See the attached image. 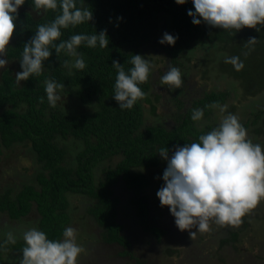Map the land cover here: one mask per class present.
<instances>
[{
  "label": "trees",
  "instance_id": "16d2710c",
  "mask_svg": "<svg viewBox=\"0 0 264 264\" xmlns=\"http://www.w3.org/2000/svg\"><path fill=\"white\" fill-rule=\"evenodd\" d=\"M76 3L92 12V19L61 28V36L54 43L73 34L90 35L101 30H106L109 40L105 47L99 44L89 47L84 42L78 46L77 51L85 61L83 69L72 67L75 57L65 50L56 53L50 45L52 54L43 61L40 73L17 81L10 67L0 71V156L13 144L26 142L33 151L31 158L39 166L32 180L24 179L18 190L10 185L0 186V213L20 219L31 209L36 210L37 228L49 239H62L63 229L70 222L67 194L86 195L96 200L87 212L102 229L103 238L126 247L128 240L119 218L121 199L114 192V186L124 181L126 206L134 211L147 231L160 237L162 230L148 223L149 177L140 166L155 167L163 159L158 153L160 148L174 150L176 145L191 143L210 131L213 123L204 120H209L217 103L227 104V98L236 91L245 96L264 94V25H257L259 31L247 26L225 30L207 25L202 18L199 25H194L187 14V10H194L191 0L184 4H177L175 0H76ZM59 14V4L55 10L37 9L32 0H25L18 8L16 26L4 52L6 61L19 63L23 44L34 35L37 25L49 23ZM164 32L178 35L173 45L158 42ZM249 37L257 40L247 42ZM154 39L165 63L159 69L150 66L148 79L139 83L145 96L138 98L131 109H120L112 98L116 78L112 61H118L127 71L131 56L143 55L146 45ZM208 49L214 56L206 55ZM232 55L243 61L241 69L225 63V58ZM191 56L194 62L201 61V66L210 63L208 72L212 71L216 84L202 95L192 97L190 105L182 106L178 100L173 127L147 123L144 104L148 112H155L156 97L155 102L152 97L158 96L156 86H174L161 84L158 79L169 65L178 67L181 79H186L190 75ZM18 69L21 70L20 66ZM46 79L65 85L57 90L60 99L54 106L46 98ZM219 86L221 89H216ZM194 108L204 110L198 121L190 118ZM239 122L253 143L264 145V96ZM68 139L74 144L73 154L72 147H67ZM60 142L63 143L60 145ZM68 156L71 157L68 159ZM112 157L117 158L116 162L102 168L103 177L96 180L95 168ZM238 230H228L231 232L226 242H234ZM23 246L24 241L19 239L3 244L0 264H4L2 257L8 250L22 257Z\"/></svg>",
  "mask_w": 264,
  "mask_h": 264
},
{
  "label": "clouds",
  "instance_id": "9594fccd",
  "mask_svg": "<svg viewBox=\"0 0 264 264\" xmlns=\"http://www.w3.org/2000/svg\"><path fill=\"white\" fill-rule=\"evenodd\" d=\"M24 2L0 0V67L7 63L4 52L16 26L14 21L18 8ZM175 2L184 4L186 0ZM191 2L194 10H187V14L194 25H199L203 20L207 25L225 30H240L247 26L257 31L260 30L257 25H264V0ZM32 3L37 9L53 10L59 4L60 14L49 23L37 25L34 35L23 44L19 60L21 70L16 72L17 81L26 80L30 74L42 71L43 61L52 54L50 45L56 53L65 50L68 55L75 57L72 67L76 69L85 67L83 54L77 51L82 42L89 47L108 45L106 30L90 35L73 34L66 40L54 43L61 36V28L90 21L93 13L83 4L78 7L76 0H32ZM176 39L178 35L164 32L158 42L173 45ZM255 40L256 37H249L247 42ZM225 63L232 64L237 70L243 67V61L236 55L226 57ZM130 64L131 67L126 71L118 61H112L116 69L112 98L120 109H131L138 98L145 96L138 85L148 79L150 62L141 54H133ZM160 80L164 84L179 87L182 83L180 69L169 65ZM64 86L55 79L45 80L49 105L54 106L60 99L57 90ZM216 106L222 113L227 108L218 103ZM203 114L202 108H194L190 118L198 121ZM158 153L166 160V167L162 173L163 184L156 196L161 206L168 207L180 230L195 226L198 231H207L210 218L221 225L239 224L240 218L264 197V145L253 143L248 138L247 130L234 113L226 112L218 125L199 135L198 140L176 145L174 150L162 147ZM194 235L195 232H189L190 237ZM22 238L24 246L19 264H77L82 252L81 245L76 241V229L71 226L63 229L62 239H49L44 231L36 227L24 231ZM15 239L9 231L6 240L0 242V247L5 243H15Z\"/></svg>",
  "mask_w": 264,
  "mask_h": 264
},
{
  "label": "rangeland",
  "instance_id": "374dc122",
  "mask_svg": "<svg viewBox=\"0 0 264 264\" xmlns=\"http://www.w3.org/2000/svg\"><path fill=\"white\" fill-rule=\"evenodd\" d=\"M158 51L156 39L144 49L143 55L150 62L152 69H159L165 63ZM205 53L209 57L213 55L211 49ZM194 60L195 58L191 56L190 75L182 80L179 86L181 88L175 85L156 86L155 94L158 96L152 97L154 102L156 97L155 112H148L147 104H144V117L147 123H163L164 126L173 127L174 115L178 112L175 104L178 100H181L182 106L190 105L193 101L192 97L200 96L203 91L214 87L216 82L212 71L208 72L210 63L201 66V61L194 62ZM193 64L195 67H192ZM5 66L10 67L14 74L20 71L18 69L20 64L16 60L8 61L0 67V71ZM203 70L206 71L205 74ZM158 81L162 84L160 79ZM179 90L181 92L178 93ZM263 96V93L257 96H245L241 91H236L227 98L229 101L227 104H220L227 106L225 112L222 113L219 107H213L209 120L206 118L204 122L213 123V127L217 126L223 115L231 111V107H233L231 113L238 118H246L251 106L257 102L260 103ZM248 135L251 136V133L249 132ZM66 142L67 147H72L70 152L73 154L75 150L72 140L68 139ZM62 143L60 142V145ZM12 146L4 150L0 156V173H3V177H0V186L10 185L18 190V187L20 188L25 182L24 179L32 180L39 166L31 158L33 151L28 143L20 142ZM70 157L68 156V159ZM116 160V157H112L101 161L95 168L96 180L103 177L102 168L114 164ZM165 167L164 159H160L155 167H142V171H146L149 177L146 189L147 203L150 207L148 223L162 230L160 237L147 231L146 226L141 223L134 211L126 206L124 181L120 180L116 185L121 199L119 218L123 222V233L128 240L126 247L103 238L102 229L87 212L92 207L90 205L96 202L95 199L86 195L67 194L70 213L68 226L76 229V241L82 247L77 264H264V197L260 198L256 208L254 206L241 217L239 224L221 225L210 218L207 231H198L195 226L180 230L175 225L174 217L170 214L168 207L161 206L156 196L157 190L163 184L162 173ZM38 215L33 209L20 219H12L5 213H0V241L6 238V233L9 231L13 233L15 240H23L24 231L31 227L37 228ZM236 229L238 233L234 242H226L230 232ZM189 232H195V235L190 237ZM12 252L8 250L4 254L2 257L5 260L4 264H19L21 256Z\"/></svg>",
  "mask_w": 264,
  "mask_h": 264
},
{
  "label": "flooded vegetation",
  "instance_id": "af4514ba",
  "mask_svg": "<svg viewBox=\"0 0 264 264\" xmlns=\"http://www.w3.org/2000/svg\"><path fill=\"white\" fill-rule=\"evenodd\" d=\"M140 169L142 170V166H140ZM114 187L116 188V186H114ZM115 188H114V192L117 193V196H118V197H120V196L118 195L117 190H116Z\"/></svg>",
  "mask_w": 264,
  "mask_h": 264
}]
</instances>
